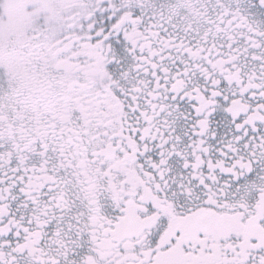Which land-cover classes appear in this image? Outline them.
I'll list each match as a JSON object with an SVG mask.
<instances>
[{"label": "snow or ice", "instance_id": "snow-or-ice-1", "mask_svg": "<svg viewBox=\"0 0 264 264\" xmlns=\"http://www.w3.org/2000/svg\"><path fill=\"white\" fill-rule=\"evenodd\" d=\"M0 264H264V0H0Z\"/></svg>", "mask_w": 264, "mask_h": 264}]
</instances>
